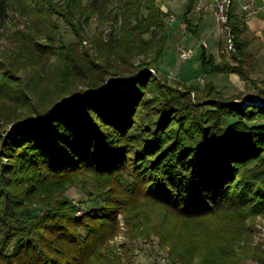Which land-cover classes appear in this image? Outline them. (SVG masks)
I'll list each match as a JSON object with an SVG mask.
<instances>
[{
  "label": "trees",
  "instance_id": "1",
  "mask_svg": "<svg viewBox=\"0 0 264 264\" xmlns=\"http://www.w3.org/2000/svg\"><path fill=\"white\" fill-rule=\"evenodd\" d=\"M235 1L232 63L202 46L199 75L238 74L253 90L241 95L149 70L170 40L158 0H0V264H120L109 245L120 216L126 264L153 237L175 264L231 253L232 232L264 214V108L250 102L264 87ZM75 183L91 206L65 195Z\"/></svg>",
  "mask_w": 264,
  "mask_h": 264
},
{
  "label": "rangeland",
  "instance_id": "2",
  "mask_svg": "<svg viewBox=\"0 0 264 264\" xmlns=\"http://www.w3.org/2000/svg\"><path fill=\"white\" fill-rule=\"evenodd\" d=\"M56 1H63V0H56ZM118 0H112L111 8H114L117 4ZM182 10H176V14L178 17H181ZM17 18H20L19 16H13V22L17 20ZM56 21L59 20V17H55ZM178 20V18H177ZM61 22V21H60ZM179 22V20L172 24L176 25ZM15 24V23H14ZM14 24L11 22L10 29L12 30V34L16 32L19 28H22V26L18 25V22L16 24L18 26H14ZM168 24L169 18H168ZM20 26V27H19ZM61 26L63 28L64 36L68 43L73 42L75 40L74 35H72L71 31L67 29V26H65L64 22H61ZM99 26V19L97 16H94V19L92 20L89 28L88 33L90 35H94L98 29ZM224 33L226 35L225 37V53L226 56L224 57L225 61L231 62V54L235 51H230L229 49V37L224 30ZM185 34V33H183ZM180 37V38H178ZM145 38L148 40L150 39V35H146ZM171 38V36H170ZM183 40V35L180 36H173L172 40L168 42L166 51L161 59V64H156L157 67L153 66V68H150L149 70L158 76L165 77V74H169V80L171 83L176 84H183L180 82L182 79H179V75H176L177 71L182 67L186 66V63H183L179 59V54L181 51V46L179 43V40ZM4 48L10 49V43H8L7 39L3 41L2 43ZM235 49V48H234ZM196 54V53H195ZM150 55V54H149ZM192 60H189L188 63ZM222 60V63L223 61ZM140 61H145V57H141ZM138 62L141 63V62ZM162 62L165 64L164 67L162 65ZM187 63V64H188ZM232 63V62H231ZM154 72H153V71ZM221 81L220 83L227 85L228 84V75H221ZM180 80V81H179ZM197 79H195L196 81ZM203 80V83H200L202 86L207 84L206 79ZM183 81V80H182ZM258 85H264V83ZM228 86V85H227ZM230 87V86H228ZM244 87H246L244 90H241L240 88L237 90H233L232 88H228V93H238L239 95L244 93H250L253 92L251 87L247 84ZM195 94H193V97ZM255 97V96H254ZM258 97V96H256ZM255 97V98H256ZM264 102V101H263ZM260 108H264V105ZM12 133V132H10ZM9 133V134H10ZM65 195L72 199L76 204H88L91 206L92 203H89L90 197L88 193L85 191L84 187H82V183L70 186L67 191L65 192ZM95 199L99 200V197L95 195ZM82 212H79V214ZM121 225H122V232L115 236L110 242V248L112 252L118 257H122V262L120 261V264H126V258L124 257V252L129 244H130V237L127 235V227H126V221L123 216L119 217ZM235 234V232H232V235ZM230 236L229 241V247L232 250L231 253L228 255H223L220 258H217L219 262L213 261V264H264V214L260 215L253 220H250L247 222V230L246 232L240 234L237 237ZM159 239L156 237H153L151 240H144L139 239L135 242L136 250L134 251V255L136 257L135 264H175V260L172 257V254L170 253V248L167 246L165 249L161 248L162 246L159 243ZM127 247V248H126ZM125 249V250H124ZM185 251H188L185 249ZM233 253V254H232ZM207 253H200L197 252L196 256L192 258L190 261L189 256H185L186 260L183 261L182 264H204L203 259L204 256L206 257ZM232 255V256H231ZM231 256V257H230ZM207 258V257H206ZM217 259H211V260H217ZM205 260V259H204ZM177 262L180 261V259H176ZM114 264H118V262H115ZM180 264V263H179Z\"/></svg>",
  "mask_w": 264,
  "mask_h": 264
},
{
  "label": "crops",
  "instance_id": "3",
  "mask_svg": "<svg viewBox=\"0 0 264 264\" xmlns=\"http://www.w3.org/2000/svg\"><path fill=\"white\" fill-rule=\"evenodd\" d=\"M158 2L164 12L175 15L179 20L176 25L170 27V42L173 36L183 35L182 41L178 39V46L180 44L181 49L194 48L196 51L195 56L192 58V64L186 61L188 64L186 63L184 67L181 66L177 71L176 75L180 76L179 79H182L184 82H195V79H197L196 82H200V80L204 78L207 80V83L213 80L217 85L219 84V88L223 87L227 90L228 88H232L233 90L240 88L244 90L246 88L244 86L249 83L241 80L238 74L233 73L228 75L229 82L227 85L230 87L220 83L222 82L221 75H199L203 43H206L205 48L207 54L212 56L216 63H222V53H225V26L220 23L215 16L217 2L215 0H158ZM191 3L194 4V8L192 9L189 19H191L193 25L196 27V33L188 31L187 28V32L183 34L179 30L180 23L186 22L184 15ZM200 4L202 5V9L198 10L197 8ZM246 7L254 10L255 13L248 16ZM176 10H182L183 13L181 17L177 16ZM232 12L242 18L246 24V29L242 31L241 36L248 44V53L253 60L249 67V69L252 70L251 78L262 84L264 83V0H236L233 4ZM162 65L164 67L165 64L162 62ZM260 86L264 87V85Z\"/></svg>",
  "mask_w": 264,
  "mask_h": 264
},
{
  "label": "built area",
  "instance_id": "4",
  "mask_svg": "<svg viewBox=\"0 0 264 264\" xmlns=\"http://www.w3.org/2000/svg\"><path fill=\"white\" fill-rule=\"evenodd\" d=\"M217 2L216 8H215V16L217 20L222 23L225 26V30L228 33L229 37V49L230 51H235L234 49V43L232 40L231 36V31L230 27L228 26V13H229V8L233 3V0H215ZM198 10L202 9V5L200 4L199 7L197 8ZM247 15L250 16L255 13L254 10H251L249 7H246ZM177 17L173 14L169 15V23L170 26L177 22ZM187 23L186 22H181L180 23V32L186 33L187 32ZM203 46H206V43H203ZM195 49L194 48H182L179 54V59L182 62H186L191 60L195 56ZM153 71V70H152ZM154 72V71H153ZM200 83H203V80H200ZM251 103H254L256 106L262 107L264 105V102L260 98H255ZM249 102V103H250Z\"/></svg>",
  "mask_w": 264,
  "mask_h": 264
},
{
  "label": "water",
  "instance_id": "5",
  "mask_svg": "<svg viewBox=\"0 0 264 264\" xmlns=\"http://www.w3.org/2000/svg\"><path fill=\"white\" fill-rule=\"evenodd\" d=\"M128 85V84H127ZM127 85H125L124 87H122V88H125Z\"/></svg>",
  "mask_w": 264,
  "mask_h": 264
}]
</instances>
